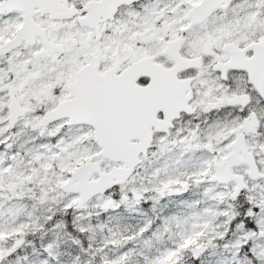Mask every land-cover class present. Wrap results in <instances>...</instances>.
<instances>
[{
  "label": "snow or ice",
  "instance_id": "snow-or-ice-1",
  "mask_svg": "<svg viewBox=\"0 0 264 264\" xmlns=\"http://www.w3.org/2000/svg\"><path fill=\"white\" fill-rule=\"evenodd\" d=\"M0 264H264V0H0Z\"/></svg>",
  "mask_w": 264,
  "mask_h": 264
}]
</instances>
